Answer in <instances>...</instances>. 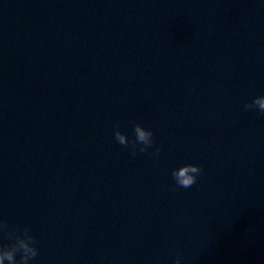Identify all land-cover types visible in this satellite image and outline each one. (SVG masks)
I'll return each mask as SVG.
<instances>
[{
	"label": "water",
	"instance_id": "obj_1",
	"mask_svg": "<svg viewBox=\"0 0 264 264\" xmlns=\"http://www.w3.org/2000/svg\"><path fill=\"white\" fill-rule=\"evenodd\" d=\"M259 94L261 0H0V217L31 264H264Z\"/></svg>",
	"mask_w": 264,
	"mask_h": 264
},
{
	"label": "clouds",
	"instance_id": "obj_2",
	"mask_svg": "<svg viewBox=\"0 0 264 264\" xmlns=\"http://www.w3.org/2000/svg\"><path fill=\"white\" fill-rule=\"evenodd\" d=\"M264 3V0H261ZM246 109H255L264 115V94L255 95ZM114 140L122 146L130 148V154L144 153L152 149L150 155L159 157L160 147L154 145V135L151 128L137 123L134 125V138H129L120 131H115ZM203 172L202 166L198 163H187L179 169H174L172 176L175 186L189 188L196 184ZM0 233L7 237V242H0V264H31L36 258L40 249L37 247L36 237L32 234L31 228L24 226H10L7 219L0 217ZM19 257L17 258V254ZM174 264H181V257L177 256Z\"/></svg>",
	"mask_w": 264,
	"mask_h": 264
}]
</instances>
